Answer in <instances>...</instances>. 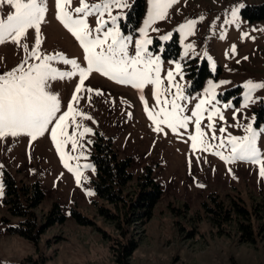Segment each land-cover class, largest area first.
<instances>
[{
	"label": "rangeland",
	"instance_id": "374dc122",
	"mask_svg": "<svg viewBox=\"0 0 264 264\" xmlns=\"http://www.w3.org/2000/svg\"><path fill=\"white\" fill-rule=\"evenodd\" d=\"M85 2L91 5L102 0ZM133 2L125 0L127 7L111 9L112 16L117 17L120 34L132 38L128 46L130 56L135 55V41L145 38L140 30L145 27L151 9L150 0H144L137 25L125 24L127 10ZM45 3L47 11L40 25L38 48L41 58L60 53L86 67L79 42L56 19V0ZM263 3L264 0H175L162 19H155L145 29L146 38L151 41L146 45L145 59L159 57L160 100L175 99L179 85L184 99L177 103L184 108L182 115L190 117L186 128L173 132L160 125L161 131L154 130L156 125L145 111L146 107L148 112L160 110L152 85L138 90L92 72L85 79L84 90L77 93L79 100L73 102L74 109L90 119L77 116L76 124L80 125L77 128L69 118L67 132L77 133L78 146L73 150L71 143L62 144L63 162L51 139L53 125L35 140L23 134L0 139V264H26L29 257L41 264H122L118 262V251L131 237H138L139 244L123 264H264V235L256 236L263 218H253L254 243L241 242L237 226L212 224L205 207L214 205L212 197L225 204L235 199L249 210L257 203H264L261 164L242 160L226 162L215 154L230 157L228 139L244 137L245 129L251 125L264 161V123L256 125L254 112L264 101V88L253 90L246 101L248 90L244 87L249 81L264 84V18L250 20L241 13L245 6ZM79 6L80 0H71L69 8ZM234 8L238 9L235 18ZM10 11V6H0V17H6ZM98 18L107 22L101 34L112 26L107 13L103 17H98V13L89 15L86 20L93 35ZM189 22L191 27L187 26ZM173 37L179 47L174 56L167 47ZM35 38V30L29 29L20 44L11 41L0 44V75L39 63L29 55ZM22 45L28 46L27 52ZM202 62L206 63L207 74L200 88H196L194 80ZM51 64L59 71H72L70 65L60 61ZM169 72L173 74L171 83ZM78 83L79 74L49 81V90L60 100L61 111L57 116L67 111ZM210 85H215V98L202 105L200 113L204 143L198 137L193 149L190 137L196 135V118L191 114L201 100L209 99ZM85 127L90 132L81 137L79 133ZM97 135L110 138L120 158H130L128 170L132 180L128 183V193L134 192L137 177L147 169L162 190L149 221L136 224L135 228L121 223L126 232L102 216V207L114 212L116 209L99 199L93 190L96 170L91 145ZM58 139H62L59 133ZM65 163L79 172V184ZM4 170L18 184L39 183L44 194L36 210L39 221L56 202L64 222L48 227L36 242L9 232V226L21 219L11 217L3 203ZM89 192L92 194L88 195ZM78 215L84 218L83 223Z\"/></svg>",
	"mask_w": 264,
	"mask_h": 264
},
{
	"label": "snow or ice",
	"instance_id": "6c2138e0",
	"mask_svg": "<svg viewBox=\"0 0 264 264\" xmlns=\"http://www.w3.org/2000/svg\"><path fill=\"white\" fill-rule=\"evenodd\" d=\"M175 0H150L151 9L149 18L145 21V27L141 34L145 37L135 41V55L130 56L128 51L131 37L122 36L119 28L116 27V16H112L111 9L127 7L125 0H102L101 3L88 4L85 0H80V6L70 9L71 0H56V19L65 29L79 42L83 49L84 61L86 67H81L75 59H68L60 53L55 55H45L41 58L38 52L40 46V25L45 20L47 5L45 0H0V6H10V11L6 17H0V44L11 41L20 44L22 37L26 35L29 29H34L36 33L35 45L32 47L29 55L39 60V63L31 64L25 70L23 67L13 69L3 75H0V139L7 136L17 137L21 134L35 140L37 137L45 134L50 128L51 139L56 146L57 152L61 154V160L64 161V154L61 153L62 144L71 143L75 150L78 142L75 139L77 133L73 131L68 134L67 127L70 123L76 124V117L81 116L84 119H90L83 113L78 112L73 107V102L79 100L77 93L81 92L87 76L92 72L100 73L111 80L121 84H130L132 87L142 90L145 85L153 86V97L157 100L160 110L158 112H148L149 119L156 125L155 131H161L160 125H165L173 132L177 128H186L190 117L182 115L184 108L177 103V100L184 99L179 85H176L177 93L172 101L160 100V94L157 88L161 84L159 77V57L145 59L147 53L146 45L151 43L146 38L145 29L155 20L162 19L168 7ZM238 9L232 10V16L235 18ZM98 13V17H103L107 13L111 19V27L101 34V29L106 21L97 19L95 28L96 35L89 28L86 18L89 15ZM75 14V15H74ZM191 27V22L187 25ZM182 28L185 26H181ZM167 39V37H164ZM24 50L28 51L27 45H22ZM190 48L191 45H188ZM52 61H60L64 65H70L72 71H59L53 67ZM26 62V61H25ZM179 64L176 68L179 70ZM79 74V83L76 85L75 92L71 101L67 105V111L57 116L61 111L60 100L56 94L49 90V81L57 79L71 78ZM173 74L168 73V81L172 82ZM244 87L248 90L246 101L250 98L249 94L259 88H264V84L247 82ZM215 85H210L208 89V100H201L192 111V117H195L196 135L190 137L193 141V149L196 148L197 138L200 137V143L203 144L204 133L200 131V113L202 105L210 103L214 99ZM91 92L92 89H87ZM167 91V90H165ZM99 94V92H97ZM143 101V96H141ZM170 105V107H169ZM211 119V117H209ZM209 127H212L209 124ZM224 131L223 128L220 129ZM247 135L244 137H230L228 144L231 146V156L225 157L217 152L222 160L250 161L260 163V176L264 178V161H261V154L256 147L257 134L249 125L245 129ZM90 132V129L84 128L79 135ZM59 136L62 139H58ZM206 150V149H205ZM65 167L72 171L76 176L77 184L80 183V174L72 169L67 163ZM92 193H88L91 195Z\"/></svg>",
	"mask_w": 264,
	"mask_h": 264
},
{
	"label": "trees",
	"instance_id": "16d2710c",
	"mask_svg": "<svg viewBox=\"0 0 264 264\" xmlns=\"http://www.w3.org/2000/svg\"><path fill=\"white\" fill-rule=\"evenodd\" d=\"M144 0H134L127 10L125 24L136 26L142 15ZM241 13L250 20L264 18V3L260 6H245ZM171 54L178 53L179 47L175 37L167 44ZM167 56V55H164ZM206 63L202 62L197 78L194 80L195 87L200 88L202 79L207 74ZM256 114V125L264 123V101L254 109ZM91 159L95 166L96 177L92 181L93 190L97 197L108 202L116 209L101 208L100 213L109 222H114L116 227L123 229L121 223L126 226L145 224L152 217V211L159 200L162 190L160 185L153 180L150 169L137 177L134 192L128 193V183L132 180L129 172L130 158H120L117 150L114 149L110 138L97 135L91 145ZM3 203L11 217L20 218L21 221L14 226H9L8 231L36 242L40 235L53 224H62L65 220L59 209L58 203L54 202L49 211L39 221L36 210L44 199L43 191L38 182L30 184H18L8 171H3ZM240 200V199H239ZM213 206H207L206 210L210 215L207 217L212 224L222 227L224 224L237 226L238 236L241 242L254 243L255 232L253 230V218L262 219L257 227L256 236L264 235V203L255 204L251 210L241 205L235 199L230 204H225L212 197ZM227 205V206H226ZM79 222L84 218L78 215ZM119 220V221H118ZM125 232L127 229H123ZM139 244L138 237L126 239L118 251V262L123 264ZM26 264H41L39 260H31Z\"/></svg>",
	"mask_w": 264,
	"mask_h": 264
}]
</instances>
